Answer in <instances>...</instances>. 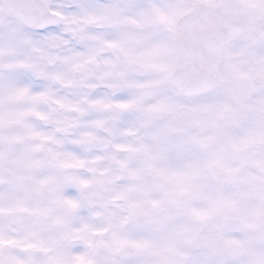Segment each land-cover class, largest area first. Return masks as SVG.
Returning <instances> with one entry per match:
<instances>
[{"label": "snow or ice", "instance_id": "obj_1", "mask_svg": "<svg viewBox=\"0 0 264 264\" xmlns=\"http://www.w3.org/2000/svg\"><path fill=\"white\" fill-rule=\"evenodd\" d=\"M182 6L0 0V264H264V62L224 199L202 183L222 97L185 98L158 11Z\"/></svg>", "mask_w": 264, "mask_h": 264}, {"label": "water", "instance_id": "obj_2", "mask_svg": "<svg viewBox=\"0 0 264 264\" xmlns=\"http://www.w3.org/2000/svg\"><path fill=\"white\" fill-rule=\"evenodd\" d=\"M261 4L246 0H189L172 25L181 50L180 91L188 100L209 89L232 94L241 103L251 83L235 69L230 50L239 42L259 46L264 35L257 21L264 17ZM183 112H191L187 106Z\"/></svg>", "mask_w": 264, "mask_h": 264}, {"label": "flooded vegetation", "instance_id": "obj_3", "mask_svg": "<svg viewBox=\"0 0 264 264\" xmlns=\"http://www.w3.org/2000/svg\"><path fill=\"white\" fill-rule=\"evenodd\" d=\"M255 73V72H254ZM253 73V74H254ZM251 74V75H253ZM257 85L250 84L247 86L246 94L243 95V101L238 103L232 94H223L221 99L217 102L222 111H206L201 113V122L209 127L218 129L217 132L207 136L203 149L209 156L216 157L205 174L202 183L209 186H215L217 195L222 196L224 199H229V195L223 193V189L229 182L226 177L235 175L238 171V165L234 159L229 145L234 142L231 135V129L239 122L244 116L242 109L245 107V101L250 92L256 89ZM190 108L194 111V107L190 104ZM240 178V183H243ZM243 195V193L241 194ZM194 203L191 207V215L189 220L199 216L207 215V209L200 204L199 195L194 196ZM242 208L248 206L247 200L242 201Z\"/></svg>", "mask_w": 264, "mask_h": 264}, {"label": "rangeland", "instance_id": "obj_4", "mask_svg": "<svg viewBox=\"0 0 264 264\" xmlns=\"http://www.w3.org/2000/svg\"><path fill=\"white\" fill-rule=\"evenodd\" d=\"M169 5H183L189 0H166ZM253 4H261L262 0H247ZM182 7H176L168 13L167 19H164L163 22L172 25L175 17L181 12ZM231 60L235 67L241 74L245 76H250L256 72V65L264 62V50L259 48L253 49L250 48L245 42L239 41L235 43L231 50ZM219 95V94H218ZM221 96V95H220Z\"/></svg>", "mask_w": 264, "mask_h": 264}, {"label": "bare ground", "instance_id": "obj_5", "mask_svg": "<svg viewBox=\"0 0 264 264\" xmlns=\"http://www.w3.org/2000/svg\"><path fill=\"white\" fill-rule=\"evenodd\" d=\"M163 3H164L165 5H169V3H167L166 0H163ZM170 5H171V4H170ZM158 11H160V13H161V15H160V19H161L162 22H163L164 19H167V17H168V13L163 12V11H162L161 9H159V8H158Z\"/></svg>", "mask_w": 264, "mask_h": 264}]
</instances>
